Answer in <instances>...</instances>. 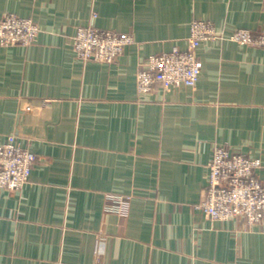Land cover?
Wrapping results in <instances>:
<instances>
[{"label": "crops", "instance_id": "0c3cea01", "mask_svg": "<svg viewBox=\"0 0 264 264\" xmlns=\"http://www.w3.org/2000/svg\"><path fill=\"white\" fill-rule=\"evenodd\" d=\"M7 14L40 32L0 45V144L14 135L37 161L0 190V264H264V226L196 209L216 146L258 159L264 183V49L209 40L196 86H136L142 60L185 50L194 21L264 34V0H0ZM87 26L134 42L114 63L82 61L72 39Z\"/></svg>", "mask_w": 264, "mask_h": 264}, {"label": "built area", "instance_id": "2783aa9c", "mask_svg": "<svg viewBox=\"0 0 264 264\" xmlns=\"http://www.w3.org/2000/svg\"><path fill=\"white\" fill-rule=\"evenodd\" d=\"M39 32V27L31 19L7 14L0 20V45L29 46ZM215 39L264 49V34L239 29L225 36L208 22L194 21L185 50L174 49L142 60L136 77L137 91L147 94L156 85L165 91L179 86H196L203 67L197 50L203 42ZM72 42L76 56L82 61L111 64L134 40L129 34L87 26L77 29ZM36 161V155L22 148L14 135L7 136L0 144V190L19 191L28 182ZM259 167L258 159L226 146H216L208 166L205 195L196 209L213 221L242 220L250 226H264V183L256 173ZM129 200L128 196H110V210L125 213Z\"/></svg>", "mask_w": 264, "mask_h": 264}]
</instances>
